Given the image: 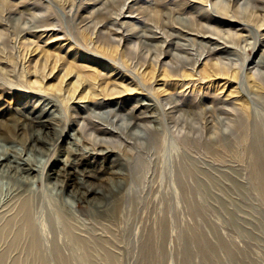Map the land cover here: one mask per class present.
Listing matches in <instances>:
<instances>
[{"label": "rangeland", "instance_id": "374dc122", "mask_svg": "<svg viewBox=\"0 0 264 264\" xmlns=\"http://www.w3.org/2000/svg\"><path fill=\"white\" fill-rule=\"evenodd\" d=\"M64 1L0 0V62L12 63L10 76L0 74L1 145L8 146L5 137L24 147L27 133L20 130L16 111L29 100L32 109L40 99L38 91L10 85L21 80L14 76L16 65L34 49L24 38L37 30L50 55L66 56L60 71L73 56H85L95 71L117 66L126 82L136 80L121 59H102L92 46L109 43L124 51L134 71L153 62L177 74L185 68L198 73L203 62L219 59L239 71V93H219L214 80L195 87L169 80L171 92L157 103V124L143 118L150 113L140 107L142 94L70 101L71 129L57 140L46 169L69 156V135L81 134L88 142L105 139L115 155L106 165L125 173L117 175L122 195L92 204L37 181L27 193L42 259L25 238L11 243V233L0 240V264H264V190L256 172L264 168V0ZM39 51L29 53V68L38 64L41 72L45 56L40 59ZM59 69L45 87L56 84ZM247 71L259 88L250 86ZM222 78L215 81L238 83ZM162 82L157 78L154 86ZM100 102L104 106L95 109L93 103ZM89 108L115 125L101 123ZM106 127L112 134L97 131ZM93 160L90 155L87 162ZM100 182L118 186L108 175Z\"/></svg>", "mask_w": 264, "mask_h": 264}, {"label": "bare ground", "instance_id": "6f19581e", "mask_svg": "<svg viewBox=\"0 0 264 264\" xmlns=\"http://www.w3.org/2000/svg\"><path fill=\"white\" fill-rule=\"evenodd\" d=\"M66 1L67 0L64 2ZM42 34L43 33L39 34L37 30L31 35L32 37L26 38L24 36L23 43L27 42L28 44L29 42L30 45H34V49L31 51L29 50L26 55H23V58H21L20 62L16 65L17 70L14 76H18L24 83H22L21 80L18 83L16 81L11 83L10 81L11 87H26L29 90L39 92L38 95L40 99L32 109H28L29 100L26 102L27 106L18 107L16 111L23 122V127L20 130L27 133L23 143L24 147L19 148L15 141H9V139L5 137H3V139L9 143L8 146H3L0 143V201L2 203L1 209L4 211V221L0 230V240L9 237L11 233H13V238L10 241L11 243H20L25 238V242L27 241V243H30L32 252L41 259L40 243H42V240L38 233V225L35 222L31 198L27 193L31 192L32 186H34L37 181L52 185L55 189L59 190L61 194L66 192L67 195L76 199L88 201V203L93 202L99 204L102 203L101 200L104 198H106L109 203L112 198L122 195V178H118L117 175L119 174V176H121L120 174L124 171L120 168L116 169L113 168V166L109 167L106 165L107 163L105 161L115 155L113 154L114 151L106 145L107 142L105 139H95L88 142L81 134L69 135V139H72V141H66L69 149H71L69 156L64 159H56V162H58L57 167L55 166L49 170L46 169L57 150V140L60 141L65 132L68 134V130L71 129L72 122L68 120V118L70 119L71 110L70 101H75L76 99L79 101H96L100 96L107 98L120 96L124 93L142 94L146 99H141L145 101V103L143 102L140 107L150 113L143 116V118L147 119L150 123L157 124L159 123L157 115L159 113V108H157V103L161 100V95L171 92V90L167 88L172 87L168 84L169 80L180 83V87H188L189 85L190 87H195L197 83H208L214 80L213 82H216V90L219 91V93L228 92L226 94L227 97L231 96V94L239 93L238 87L240 84L239 71L234 68H228L219 59L212 60L211 62H203V70H200L198 73H196L195 70L185 68L177 74L173 69H169L165 66H161L160 68L158 64L156 66L153 62L144 64L134 71L130 69L127 56L123 53L124 51L120 52L118 45L109 43H99L95 45L96 42H94L92 37H90V40L94 42L92 44L94 51L96 50V53L97 51L101 52V55H98H100L102 59L103 57H109L113 61L121 59L125 69L130 71L137 79H131L130 82H126L127 76L124 73L125 71L119 69L117 66L112 72L105 71L102 73L100 70L95 71L98 67L93 68L87 66L88 63L85 61L87 60L85 56L75 57L72 55V64L69 63V65L64 62V64H62L64 68L60 71L59 66H61V64L59 65V62L62 60L65 61L66 56L61 55L59 52L50 55L47 49L40 46L39 41L42 38ZM50 38L52 39L53 37H48L47 39ZM19 39L22 38L19 37ZM25 43L24 45H27ZM90 44H88V47H90ZM36 51H39L37 53L42 52L39 58H44L45 56V63L41 72L38 68V64L32 68L33 70L29 68L31 62L29 63L30 57H28V55L30 52ZM79 52L80 51L75 50L76 54ZM19 54L21 55V51ZM51 56L53 59L50 60ZM95 59V57L92 58V61ZM79 60L82 62H78ZM97 62L101 63L99 60H97ZM26 63L29 64L26 65ZM11 64L9 62L4 64L0 62V74L2 76H10L12 72L10 70L12 67ZM100 65L107 70L108 67H106L105 64L101 63ZM56 69H59L55 77V80L57 79L56 84L45 87L46 82L52 79L56 74L54 73ZM246 74L250 86L259 88L260 86H258L259 84L255 81L254 74L250 71H247ZM220 77H224L222 79H237L238 83L236 86L233 84L226 86L228 81H225L224 84H222L220 80L215 81ZM157 78H160L163 82L161 86L155 87L154 83H156ZM178 83H176V85ZM54 87L57 88L54 89ZM49 90L54 91V93L50 94ZM145 91H148L151 95L149 99L147 98L149 94H144ZM147 100L148 102H146ZM93 104L95 109L102 105L104 106L102 102ZM95 109L90 110L91 116L98 118L102 121L101 123L105 122L108 125H115V123L109 119V116L104 113H97ZM76 117L78 116L76 115ZM156 129L157 127H155V130ZM97 131L105 135L112 134L113 130L106 127ZM90 155H93L96 160L87 162ZM99 157L102 158V160H99ZM259 169L261 171L257 170L256 172L260 174L258 177L259 180H261V186L264 190V168L259 167ZM105 175L110 176V178L116 177L118 186L112 187L111 185H107L103 187L100 180L103 179ZM207 178L210 179L211 177L207 175ZM98 181L100 183H97ZM113 201H115V198L112 202ZM14 210L15 213L10 214L11 211ZM62 217L65 218L63 214Z\"/></svg>", "mask_w": 264, "mask_h": 264}]
</instances>
